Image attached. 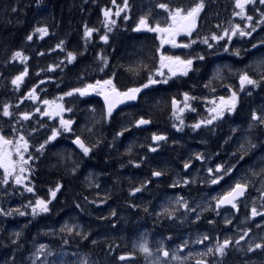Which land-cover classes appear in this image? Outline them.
Here are the masks:
<instances>
[{
  "label": "trees",
  "instance_id": "1",
  "mask_svg": "<svg viewBox=\"0 0 264 264\" xmlns=\"http://www.w3.org/2000/svg\"><path fill=\"white\" fill-rule=\"evenodd\" d=\"M110 1L112 0H0V109L7 99L13 103L15 94L32 91L23 102L12 104L9 115L0 113V137L5 141H18L16 138L22 133L29 141V148L24 152L21 163L24 171L16 172L15 180L10 176L14 173L9 171L10 175L2 182L5 188L6 184L10 186V199L5 206L0 204V222L1 219H9L10 214L18 216L21 213L19 202L26 196H31L32 215L31 225L25 229L29 237L25 242L19 240L23 227L13 228L15 238L8 233L0 237V264L2 261L8 264L24 261L32 250L31 242H58L59 237H51L48 230H56L64 221L74 222L77 219L97 222V226H93L96 233L93 252H122L124 242L130 238L123 232L121 219L117 216L104 223L100 218L108 212H119L124 202L137 203L144 199L147 204L157 203L160 196L150 185L141 190L146 178L153 169H160L165 164L163 161L172 159L174 154L183 155L187 152L183 138L174 142L171 149L163 147L158 152L149 151L146 145L149 134H139V131L148 129L137 130L132 124V118L140 114H148L153 123L150 126L156 124V121L165 123L160 124L164 126L172 124L167 118H160L168 110L170 95L166 90H163L164 93L159 92L156 97L150 96L152 92L142 93L137 104L128 108H113L111 114L107 113L108 106L99 95H92L90 89L85 95L75 93L70 98L64 96L70 89L97 83L103 77H109L121 89L125 86H139L146 79L145 74L136 79L139 74L135 69L137 49L133 43H123L117 32L124 27L133 40L141 38L143 32L138 30L140 24L137 26L139 15L146 14L144 17L152 27V16L158 12L160 0H127V6L125 0H115L126 11L128 19L124 21L120 18L124 22L117 19L115 23L118 22L119 25L112 24L109 36L107 35L110 41L108 46L102 42L96 28L104 25L101 14L104 9L110 10L107 8ZM167 2L171 6L181 7L185 12L189 7L203 3V8L196 17L197 31L190 42L195 41L203 49L201 72L205 75V69L209 68L206 80L218 84L213 89L224 91L227 88L211 77L218 67L226 76H234L235 79L242 72L254 75L255 79L264 78V44L261 47L258 43H264V4L260 0H249L244 5L245 14L242 15L252 17V25L255 26L254 44L257 48L253 63V58H248L250 65L254 64V69L238 65L239 61L229 52L220 54L205 48L213 40L207 34L206 44L205 35L199 34V27L204 26L206 33H213L216 31L215 25L223 24L228 28V35L230 30L236 29V35H233L235 41L240 39L238 43H248V40L239 35L240 29L237 26L248 27L251 22L234 20L232 11L241 10L236 6V0ZM171 10L173 9L169 8L168 12L171 13ZM42 11L46 14L38 18V13ZM209 11L212 12L211 19L206 20L205 15ZM162 12H167V7ZM39 28H45L47 32L40 33L37 31ZM86 28L93 30L89 37L85 36ZM146 32L152 34L150 30ZM228 35L224 38L223 45L228 43ZM29 36H32L31 40L28 39ZM153 41L154 52H151V57L154 54L156 63L157 39L154 36ZM17 52L27 54L29 61L19 62L15 57ZM69 53L75 57L71 61ZM18 72L24 75L15 88L12 81ZM48 74L52 76L46 79ZM37 80H40L41 85L35 92L32 88ZM46 97L48 100L62 99L64 110L60 117L49 113L45 115L42 101ZM75 98V102L69 100ZM17 109L27 111L30 115L27 119L17 117L20 116L15 113ZM192 113L200 111L195 107ZM61 119H69L73 124L67 127L60 123ZM53 131H57L59 136L44 143ZM77 136L81 138L84 147L91 146L90 152L85 154L83 148L71 143ZM93 141L96 142L94 145ZM41 145H44L42 149ZM4 174L0 168L1 178ZM17 177L21 183L16 182ZM29 188L32 191H28ZM3 189L1 186V190ZM52 191H56L55 197H52ZM1 199L0 193V202ZM14 199L15 202L12 203ZM37 200L48 202L49 210L40 212L37 209V214L34 215L32 209ZM144 206L145 212L154 210L150 205Z\"/></svg>",
  "mask_w": 264,
  "mask_h": 264
},
{
  "label": "flooded vegetation",
  "instance_id": "2",
  "mask_svg": "<svg viewBox=\"0 0 264 264\" xmlns=\"http://www.w3.org/2000/svg\"><path fill=\"white\" fill-rule=\"evenodd\" d=\"M240 11H232L234 20L249 21L251 25H248V27L240 26L239 29L251 32V35L255 36V31H252V29H255V26L252 25L253 20H249L248 17H242V15H236ZM211 13L209 11V14L205 15L206 20L211 19ZM243 14H245V11H243ZM101 15L104 22L103 11ZM167 19L168 23L172 22L169 12L167 13ZM101 26L99 25L96 31ZM170 26L171 31L165 32L168 36L160 37L158 36V31H152L153 36L157 39L156 63L159 60V46L164 42H174L173 44H176L177 38L181 36V34H176L179 25H173L172 22ZM170 26L154 25L152 21V28L169 29ZM148 28H150V25H148ZM214 28L215 32L206 33V27H204V31L201 32L199 30V34L201 36L205 35L204 39L209 34L210 39L213 40L212 37L214 35L217 36L219 33L225 34V32H228V28L223 24L215 25ZM140 31L146 32L149 29L145 28ZM196 31L197 25L191 30L190 34L185 32L187 43L190 42V38L195 36ZM228 37H231V39L225 45L222 43L224 39L219 42H214L213 40V43L210 44L211 47L207 44L205 48L218 51L220 54L224 53L221 52V47L236 48L239 55L233 56L239 61L238 65L250 66L254 69V64L250 65L248 58L252 57L251 63H253L257 46L250 42L238 43L241 40L235 41L232 30H230ZM258 43L261 47L264 44L260 41ZM192 45V54L194 56L201 55L203 49L193 42ZM202 60H204V55ZM244 74H247L256 83H246L245 86L240 83L239 87L241 89H237L235 107L231 111L225 106L230 104L231 100L224 102L221 99L223 98L221 92H209L213 87H208L210 94L207 99L213 100L218 106L217 110L226 108V113L213 123H206L209 121V117L214 114L212 110L209 111L211 106L207 104L202 110V114L207 113L203 117V122L205 123L200 124L199 128L194 127L196 124H187L182 129L181 127H176L175 124H169V126L154 124L153 126L149 125L147 128H137V130L148 129L147 131H139V134L141 136L145 132L149 134L146 145H148L147 149L151 152H158L163 147L171 149V145L181 138L186 142L185 149L187 152L183 155L174 154L175 156L172 159L168 158L163 161L165 164L160 169H153L151 175L146 178L144 187L141 188L142 190L150 185L155 193L158 192L160 198L168 196L170 209L162 216V219L159 218V210L155 209L156 203L147 204L143 200H138L137 203L124 202L120 206V211L114 212L115 215L112 216L113 212H108L100 218L104 223H108L117 216L121 219L123 232L130 238L124 242V250L122 252L117 254H113L112 250L93 252L96 237L94 225L88 220L77 219L74 222L64 221L56 230L49 229L48 232L51 237H59L58 242L47 240L31 242L32 250L25 260L16 261L13 264H30L35 252V246L40 244L55 250L67 249L71 256L93 257L97 254L98 256L96 257H104L109 263L114 262L116 258L125 257L124 253L127 249L131 252L134 251L132 245L136 237L141 234L140 232L159 242L168 241L167 243H173L174 245L182 237H185L189 240L187 241L188 243L194 242L200 245L199 249L195 248V245L190 249V251L193 250L195 253L191 260L201 259L197 260L196 264L198 262H202V264H264V78L255 79L254 75L242 72L236 76V79L241 78ZM181 76L189 81L193 80L191 76L182 72L175 73L173 78H168L164 74H152L146 76L145 81L137 88H143L139 93L168 91V95H170L168 109H176L180 102L173 97H177L180 92H185L182 80L179 79ZM204 76H198V79L208 78V76L207 78H204ZM211 77L216 78L217 81H222V78L217 77L215 74H212ZM150 79L157 81L159 84H149ZM146 84L148 87H143ZM187 84L189 87L193 86L192 84ZM95 87L97 86L95 85ZM105 89L104 87L103 90ZM256 92L259 93L255 95L254 93ZM100 93L101 89L99 88L91 92L92 95L97 96ZM173 102L178 104L176 108H173ZM203 103H206V101L201 102V106ZM195 107L197 108L194 105L193 108ZM145 117L150 118L148 115H145ZM136 121L134 124H136ZM149 124H153L151 120H149ZM154 135L163 136L165 139L153 140ZM7 142L14 143L15 140H7ZM153 149L155 150L153 151ZM0 157H5L4 162H0V168L5 172L2 178L0 176V193L2 194L0 204L5 206L6 201L10 199V186L6 184L5 188L2 182L10 175L9 171L14 173L10 176H13L12 178L15 180L16 172H21V169L24 171V165L16 162L20 161L16 150L13 156L6 154ZM185 164L188 165L187 168ZM218 167L219 171L217 170ZM210 169L211 171H209ZM154 172H160L161 175L154 176ZM213 180L217 182L213 183ZM237 184L246 186L244 194L233 199L230 204H220L219 201L227 197ZM1 186L4 188L3 190H1ZM14 202L15 199L12 203ZM19 203L21 213L24 214L15 216L13 213L10 214L11 217H8L9 219H1L0 237L8 233L15 238L16 235L13 228L23 227L24 230L19 240L25 242L29 238L25 229L31 225V196L22 198ZM145 204L150 205L154 210L145 212L143 209ZM177 208H182L183 211H186V215L183 217L185 218L184 220L176 218ZM253 208L257 210L258 215H252ZM170 213H174V219L172 220ZM205 237L207 239H204ZM225 240H229L230 244L225 249L224 254L221 255L216 252V248ZM257 244L262 245V247L256 248ZM210 248L212 252L208 251ZM250 248L252 249L251 251H249ZM193 263L190 262L189 264ZM2 264L8 263L2 261Z\"/></svg>",
  "mask_w": 264,
  "mask_h": 264
},
{
  "label": "rangeland",
  "instance_id": "3",
  "mask_svg": "<svg viewBox=\"0 0 264 264\" xmlns=\"http://www.w3.org/2000/svg\"><path fill=\"white\" fill-rule=\"evenodd\" d=\"M161 4H164L167 6V12L161 13V11H162V9L160 7ZM107 8H109L110 10L104 9L103 14L106 11H108L109 15L107 17L105 15L103 16L105 24L102 25L97 30V32H98V36H101V38L105 37V36L107 37V40L102 39V42L105 45L109 46L110 41L108 39V36H109V33L112 29L113 21H115V19H120V18H123V20L125 21L128 19V16H127L126 11L121 7V4L117 3L115 0L110 1ZM158 8H159V10L155 15L152 16V20L154 22V25H160L162 27H168L172 24L171 21L168 23V19H167V13L169 11V8L173 9V10H171L170 16H172V14L175 12L176 9H178V8L181 9V7L169 5L167 0H160ZM191 8L192 7H189V10ZM117 13H119V14H117ZM45 14H46L45 11L39 12L37 17L42 18ZM145 15L146 14L139 15V18L137 21V26H138V24H140L141 18H143L145 20L146 25L145 26L139 25L138 30L145 29V28H147V29L152 28V27L148 28L149 22L144 17ZM123 20H121V21H123ZM117 23L118 22H116L114 24L119 25V23L118 24ZM89 29H92V28H89ZM199 30L201 32H203L204 26L199 27ZM240 31L241 30H238V33ZM176 34L177 35L181 34V36L179 38H177L176 44L164 42L159 46V48H158L159 60L154 67V64H155L154 63V58H155L154 54H153V58L151 57V52L152 51L154 52V41H153V35L150 32H143V34H141V38H139L137 40H133L131 35L125 30L124 27L120 28L117 32L119 39L123 43H126V44L133 43L135 48L137 49L138 58H137V65H136L135 69L137 72H139V74H138V77H136V79H140L141 74H145V76H150L152 74H164L168 78H173V73H178V72L183 73V69L185 67L183 64H181L179 61H177L175 59L176 57H179L180 61L192 60L191 67L187 68V75L191 76V78L193 80L189 81V80H187V78L184 79L183 76L179 77V79L182 80L185 92H180V93H178L177 97H173L180 102L179 106L176 109L169 108L166 111V113H164L162 115V117H160V118H167L168 121H170L172 124H175L176 127H181V129H182V127H186L187 124H198V123L202 124L201 122L204 120V118H203L204 115H207V113L202 114V110H203V107H205L207 104H209L211 106L209 111H211L212 108L218 109V106L213 102V100L207 99L209 94H210L209 93L210 91H214V92L216 91V93L221 92L223 94L224 102H228L231 100L233 93H235V97H236L237 96V89H241L239 87V85L241 83V79L238 78L236 80L234 76H231V77L226 76L221 71V68L218 67V70L216 72H214V74L217 77L222 78L221 85H226L227 88L224 91H219L217 89H211L209 91L208 87H216L217 83L213 82V81H208L206 79H203V80L198 79V76L203 75L201 72V64L204 61H202V59H200V57H203V55L201 54L198 56H194L192 54L193 45H192V42L187 43L186 38H185V31L177 30ZM151 35H152V39H151ZM158 36L162 37V36H168V35L165 32L158 31ZM220 36H224V33H219V35H217V37H220ZM87 37H89V36H87ZM243 38L245 40H248V42H250L252 44H254V42H255V38L252 35H250V36L246 35V36H243ZM206 39L208 40V38H206ZM221 40L222 39L214 40V42H216V41L219 42ZM184 45H188V47H184ZM227 51L230 52L232 55H237V53H238L236 48L228 49V48L221 47V52H227ZM16 59L19 62H28L29 56L27 54L21 53V56L16 57ZM18 70H19V68H18ZM260 72H262V66L260 68ZM208 74H209V68H206L204 78H207ZM20 75H21V72H18L13 77V80L17 76H20ZM49 76H52V75L48 74L46 76V79ZM102 80L105 81V80H111V79L110 78L109 79L103 78ZM229 80H233V81H229ZM103 81H101L99 85H97V83H95V84L91 83L89 85H92L94 87L96 85L97 86V87H95L96 89H98V88L103 89L105 87L106 89L104 91L110 92L111 91L110 86L104 85ZM187 83L192 84L193 86L189 87V85ZM157 84H159V83L156 82L152 85H157ZM40 85H41L40 80H37L36 82L33 83L32 90L35 92L38 91L40 89ZM89 85L86 84V85H83L81 87L70 89L64 93V96L66 98H70L73 94L79 93L75 90L85 89L84 87H87ZM113 85H114V82H113ZM245 85H246V83L243 84V86H245ZM14 86H15V88H17L16 85H14ZM176 87H180V86H176ZM28 88H30V87H28ZM129 89H134V88H129V87L125 86L122 90L124 92H127ZM140 89L143 90V88H140ZM122 90L117 89V91L121 92V93H122ZM67 93H72V94L67 95ZM31 94H32V91H28V90L22 91V93H17V94H15L13 103H11L10 99H7V101L4 102L3 106L0 109L1 115H4L3 112H4L5 106L8 107V111L10 113V111L12 109L11 108L12 104L16 103V105H17V103L23 102ZM138 94H139V92H138ZM157 94L158 93H153L150 96L156 97ZM185 94H187V96H188L187 100L185 99ZM141 95H142V93H140L139 97ZM69 100L71 102H73V101L75 102L76 98L75 99H69ZM204 101H206V103H203L201 106V102H204ZM45 102H47V103H45ZM107 105H108V103H107ZM194 105L197 106L200 113H194V114L192 113V111L194 110V108H193ZM42 108H45V111H46L45 115H47L49 113V114L56 115L57 117H60V115L63 113V110H64L62 99H59V98H54V99L48 100L46 97L42 101ZM181 109H183V111H181ZM225 109L226 108L223 109V114L226 113ZM15 113L16 114L19 113L20 116H17V117H21V118H24L26 114H27V117L30 115L29 112L21 111L20 109H17ZM107 113H108V110H107ZM140 115L132 118V124L133 125H134V122L136 120H138L139 118L151 120L150 118L145 117V115H148V114H144V115L140 114ZM215 115H216V113L214 112V114L211 117H209V120L212 121L211 123H213L214 121H216V119H219L223 116V115L219 116L213 120L212 118ZM123 119L127 123L126 116H124ZM61 121H63V119H61ZM67 121H71V120L67 119ZM155 123L156 124H165V123H161L159 121H156ZM70 124H73L72 121ZM70 124H68L67 127H69ZM64 129H65V126H63V130ZM52 134L47 138V140H46L47 142H50L51 140H54L59 136V134H58L54 139L49 140V138L52 136ZM185 135H186V133H185ZM21 137H23V139H21ZM16 139H18V141L16 140L14 143H9V142L5 141L3 137H0V156H5L6 154L13 156L14 151L16 150V151H18V158L20 160V161H16V162L22 163L23 156H24L23 154L29 148V141L27 140V137H25V135L22 133H20ZM46 141L44 143H46ZM95 143H96L95 141L92 142L93 145ZM25 144L27 145L26 149H25ZM85 147L89 149L88 152L91 151V146L86 145ZM4 159H5V157H0V162H4ZM6 162H7V160H6ZM157 194H158V192H157ZM167 197L168 196H163V198L159 197L160 199L155 204V209L159 210V218L160 219H162V216L166 212H168L170 209V201ZM113 215H115L114 212L112 213V216ZM185 215H186V211H183L182 208H177L176 218H178L179 220H184L185 218H183V217H185ZM170 218H171V220L174 219V213H170ZM93 225L97 226V222L96 221L93 222ZM140 233L141 234L139 236H137L133 242L132 246H133L134 251L131 252L129 249H127L126 252L124 253V255H125L124 259L116 258V261H114V262L109 263L106 261V259L104 257L71 256L67 249L55 250L52 248H48L45 245H43L44 247L41 248V244H40V245L35 246V252L31 258L30 264H189L190 262H194L193 264H196L195 262L197 260H201L200 258L191 260L195 256L194 251L193 250L190 251L191 247L195 245V248L199 249L200 245L195 244L194 242H192L191 244L188 243L187 241H189V240L186 239L185 237H182L176 244L173 245V243H167L168 241L159 242V241H157L151 237L146 236L145 233H142V232H140ZM141 245H144L145 247H147L149 251L148 252L143 251L141 248ZM165 251L168 252V256L163 255V253ZM135 252H137V253L134 254Z\"/></svg>",
  "mask_w": 264,
  "mask_h": 264
},
{
  "label": "snow or ice",
  "instance_id": "4",
  "mask_svg": "<svg viewBox=\"0 0 264 264\" xmlns=\"http://www.w3.org/2000/svg\"><path fill=\"white\" fill-rule=\"evenodd\" d=\"M248 2H249V0H236V6L241 9V11L236 13V15H243L244 5L246 3H248ZM260 3L264 4V0H260ZM125 6H127V0H125ZM160 7L161 8H166L167 6L164 5V4H161ZM202 8H203V3L201 2V3H198L195 7L191 8L190 10H187L186 12L183 9H179V8L176 9L175 12L171 16L173 25H179V29L178 30L185 31V32H188L190 34L191 30L193 28H195V26H196V23H195L196 17L199 14V12H200V10ZM117 14H119V13H117ZM104 15L107 17L109 15V12L106 11L104 13ZM248 19L251 20L252 17L249 16ZM113 23H115V21H113ZM140 25L141 26H145L146 25V22H145V20L143 18H141V20H140ZM237 28H239V26H237ZM149 30L150 31L166 32V31H171V26H170L169 29H161V28L157 27V28H150ZM37 31L40 32V33H46L47 29L39 28V29H37ZM92 31H93L92 29H87L86 28L85 36H90ZM252 31H255V29H252ZM224 35L227 36L228 33L225 32ZM232 35H236V29H233ZM239 35L240 36H246V35L250 36L251 32H245V31L241 30L239 32ZM28 39L31 40L32 36H29ZM102 39L107 40V37L106 36L102 37ZM212 39H214V40L224 39V36L217 37V36L214 35L212 37ZM229 39H231V37H229ZM170 42H173V41H170ZM194 42L195 41H193V43ZM204 43H206V44L208 43L207 39L204 40ZM58 47H59V45H58ZM184 47H188V45H184ZM209 47H211L210 44H209ZM253 47H255V45H253ZM237 55H239V53H237ZM15 56L16 57H20L21 53L17 52L15 54ZM74 58L75 57L73 56V54L69 53V61H71ZM175 59L185 66L184 69H183V73L186 75L187 74V68L191 67V65H192V60L180 61L179 57H176ZM200 59H203V57H200ZM23 75L24 74H21L20 76H17L12 81V83L14 85H19V83L21 82V80L23 78ZM173 75H175V73H173ZM240 79H241V84L242 85L244 83H248V84H255L256 83V81H254L251 78H249L247 76V74L242 75ZM156 82L157 81H155V80H151V79L149 80V84H154ZM99 84H100V82L97 81V85H99ZM103 84L107 85V86H111V93H108V92L104 91L103 89H101V93H100V94L104 95L105 101H106V103H108V113L109 114H111L112 109L116 106L117 103H120L123 99H127V100L135 99L136 98V93L141 91L140 88H134V89H129L127 92L121 93V92L117 91V89L115 88V85H113L111 80H105V81H103ZM143 87H148V85L146 84ZM89 89H91L92 91H96V88L94 86H92V85L87 86V88H85V89H77L75 91L79 92L80 95H85V94H87ZM71 94L72 93H67V95H71ZM110 95H114L115 97H119L121 99H117L115 101H112V100H110ZM185 99L186 100L188 99L187 94H185ZM221 99H223V98H221ZM45 103H47V102H45ZM225 106L228 108L229 111H231L235 107V93H233V96H232V99H231V103L228 104V105H225ZM181 111H183V109H181ZM212 111L216 113V115L213 116V118H212L213 120L216 119L217 117L223 115V110L212 109ZM3 114L5 116L9 115V111H8V107L7 106H5ZM24 118L25 119L28 118L27 114L25 115ZM254 119H255V117H254ZM211 122L212 121L209 120L206 123L210 124ZM61 123L64 124L65 126H67L68 124L71 123V121H61ZM137 123L139 125H143V124L149 123V121L141 119ZM201 123H205V122L202 121ZM200 126H201L200 123H198L194 127L199 128ZM57 135H58V133L56 131H53V134L49 138V140L54 139ZM21 139H23V137H21ZM162 139H165V137H163V136H155V135L153 136V140L159 141V140H162ZM46 143H47V141H46ZM76 143L79 144L81 148H83L85 154L88 153L89 149L84 147L83 143L79 140V138H77ZM26 147H27V145L25 144V149H26ZM43 147H44V145H41V149ZM154 150L155 149H153V151ZM185 167L187 168L188 165L185 164ZM217 170L219 171V167H218ZM21 171H23V169H21ZM209 171H211V169ZM153 175L154 176H160L161 173L160 172H154ZM16 182L17 183H21V180H20L19 177H17ZM216 182L217 181L213 180V183H216ZM245 187H246L245 185L237 184L235 186V188L232 190V192H230L227 197L221 199L219 201V203L220 204H225V203H229L230 204V203H232L233 199H235L238 196H242L244 194ZM58 190H59V186L57 187V191ZM28 191H32V189L29 188ZM137 191H139V189H137ZM51 195H52V197H55L56 196V191H52ZM47 203L48 202H45L44 200H37L35 206H33V209H32L33 214L34 215L37 214V209H39L40 212H47L49 210L48 206H47ZM233 207H235V205H233ZM20 214L23 215L24 213H20ZM252 215L253 216L258 215L257 210L255 208L252 209ZM204 239H207V237H205ZM241 239H243V237H241ZM229 244H230V241L229 240H225L222 244H219L217 246L216 252L221 254V255H223L224 252H225V249L227 248V246ZM43 247L44 246L41 245V248H43ZM255 247L256 248H260V247H262V245L257 244ZM141 248L145 252L149 251L148 248L145 247L144 245H141ZM251 250L252 249L250 248L249 251H251ZM208 251L212 252V249L210 248V249H208ZM164 256H168V252L165 251L164 252ZM121 259H124V257H121ZM198 264H202V262H198Z\"/></svg>",
  "mask_w": 264,
  "mask_h": 264
},
{
  "label": "water",
  "instance_id": "5",
  "mask_svg": "<svg viewBox=\"0 0 264 264\" xmlns=\"http://www.w3.org/2000/svg\"><path fill=\"white\" fill-rule=\"evenodd\" d=\"M109 91H110V90H109ZM106 92H108V91H106ZM108 93H111V91L108 92ZM137 96H138V93H136V98H135V99H132V100L123 99L120 103H117V104H116V107H126V106H133V105H135V104L137 103V98H138ZM99 97H100V99L102 100L103 103H106L105 98H104V95L100 94ZM117 99H121V98H119V97H115L114 95H110V100L115 101V100H117ZM106 104H107V103H106ZM177 105H178L177 103L173 102V108H176ZM141 119H143V120H147V119H144V118H140V119H138V120L136 121V124H134V126H135L136 128H139V129H141V128H147V127L150 125L149 123H147V124H143V125H139V124L137 123V122H138L139 120H141ZM147 121H149V120H147ZM77 138H79V140L82 142L81 138L77 136V137H75V138L72 140L71 143H72L74 146L81 148L80 145L76 143ZM82 143H83V142H82ZM163 255H164V253H163Z\"/></svg>",
  "mask_w": 264,
  "mask_h": 264
},
{
  "label": "bare ground",
  "instance_id": "6",
  "mask_svg": "<svg viewBox=\"0 0 264 264\" xmlns=\"http://www.w3.org/2000/svg\"><path fill=\"white\" fill-rule=\"evenodd\" d=\"M101 24V23H100ZM103 24V23H102ZM139 198V197H138ZM140 199H142V198H140ZM144 200V199H143ZM99 229V228H98ZM99 236V235H98ZM99 246V245H98ZM101 248V247H100ZM98 249V248H97ZM97 251V250H96Z\"/></svg>",
  "mask_w": 264,
  "mask_h": 264
}]
</instances>
